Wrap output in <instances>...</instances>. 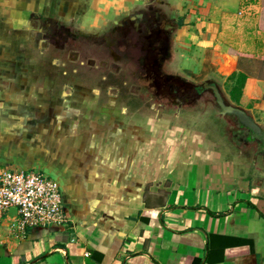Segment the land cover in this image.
Segmentation results:
<instances>
[{
	"label": "crops",
	"instance_id": "obj_1",
	"mask_svg": "<svg viewBox=\"0 0 264 264\" xmlns=\"http://www.w3.org/2000/svg\"><path fill=\"white\" fill-rule=\"evenodd\" d=\"M144 1L0 0V173L53 179L68 217L20 235L10 209L0 220V264H264V0H165L179 19L183 69L200 73L210 56L258 138L236 141L206 119L161 137L135 121L26 123L1 57L4 35L51 10L98 27ZM238 74L245 81L235 98ZM136 112L138 121L144 110Z\"/></svg>",
	"mask_w": 264,
	"mask_h": 264
},
{
	"label": "flooded vegetation",
	"instance_id": "obj_2",
	"mask_svg": "<svg viewBox=\"0 0 264 264\" xmlns=\"http://www.w3.org/2000/svg\"><path fill=\"white\" fill-rule=\"evenodd\" d=\"M176 17L167 1L146 0L98 27L53 12L33 15L27 29L9 37L16 46L40 48V63L55 69L54 77L64 82L72 103L92 96L90 110L110 107L121 114L137 110L141 115V106L162 113L165 120L186 119L205 109L215 128L219 125L229 135L242 134L240 140L258 138L254 128L239 122L233 112L237 108L224 101L213 81L197 84L164 72L179 28ZM123 103L128 105L120 106Z\"/></svg>",
	"mask_w": 264,
	"mask_h": 264
},
{
	"label": "rangeland",
	"instance_id": "obj_3",
	"mask_svg": "<svg viewBox=\"0 0 264 264\" xmlns=\"http://www.w3.org/2000/svg\"><path fill=\"white\" fill-rule=\"evenodd\" d=\"M50 12L53 11L51 10ZM9 36L10 34L4 35L3 40L7 42L9 41L7 44L10 48H6L4 53L2 52L1 57L5 59V62L9 65H7V68L12 79L11 90L21 92L22 97L19 105L21 106L20 108L23 109L24 116L26 117V123H28L29 126L44 124L49 127L51 124H55V128L57 125H63V128H66L74 124H79L80 126L85 125L86 127H90L92 126V124H90L92 121L95 125L112 121L127 124L135 121L140 122L139 124L141 125L143 123H147L148 127L153 125L155 136L159 137L164 135V129L176 128L177 124L182 121L188 123L187 125L189 128L191 125L195 124L194 122L196 120L199 123V121L204 122V119H206L207 124L205 125L209 128L214 127L213 123L211 121L209 122L207 119L206 113L208 110L205 109L203 110V113L201 111L199 113H192L195 114L193 116L183 114L187 115L186 119L179 118L170 119L171 121H168L163 119L162 113H152L149 111L150 109H147V107L143 108L140 106V109L144 110V113L142 116H139L138 121H136L135 119L132 120L130 118L132 114L128 111L126 114H121L120 111L118 112L110 107L102 111L90 110V105L92 104V101L95 100L92 96H89L90 99L88 100H82L79 98L78 102L72 103L67 98L69 95L68 90H64V82L60 83L58 81L59 79L57 80V78L54 77L55 69H53L49 63H46L45 65L40 63L38 52V49L40 48H37L34 44H31L30 47L26 48L20 43L17 47ZM176 37L177 35L174 37L173 52H171L170 61L167 63L165 67L166 69H164L165 71H163L181 75L185 77L188 82L192 81L197 84L210 80L213 81L215 87L222 94L221 96L224 101L234 107L233 103L235 104V99L233 98V100L231 98H227L228 89L231 87V84L228 82V79L225 80L224 78L218 77L214 74V71L210 68L208 62L210 56L208 59L207 57L204 58L203 69L200 73H194L190 69H183L185 64H181V62L184 58V54L180 50L178 43L175 42ZM158 69H162V67L160 66ZM95 87L96 86L94 85L91 89H94ZM89 101L91 103H88ZM126 105L128 104L123 103L120 106L126 107ZM224 119L229 121L233 120L230 117H224ZM203 122L197 126L200 131L206 130V126L202 124ZM223 134H217L215 139L218 140L220 137L223 138ZM242 137V134L237 135L233 133L230 135V138H233L236 141H239ZM207 139L215 140L211 138L209 134Z\"/></svg>",
	"mask_w": 264,
	"mask_h": 264
},
{
	"label": "built area",
	"instance_id": "obj_4",
	"mask_svg": "<svg viewBox=\"0 0 264 264\" xmlns=\"http://www.w3.org/2000/svg\"><path fill=\"white\" fill-rule=\"evenodd\" d=\"M10 209L16 213L11 228L20 235L28 228L57 227L68 223L58 184L37 172L1 171L0 220Z\"/></svg>",
	"mask_w": 264,
	"mask_h": 264
},
{
	"label": "trees",
	"instance_id": "obj_5",
	"mask_svg": "<svg viewBox=\"0 0 264 264\" xmlns=\"http://www.w3.org/2000/svg\"><path fill=\"white\" fill-rule=\"evenodd\" d=\"M234 76L230 77V79H233ZM245 81V77L241 74H238L235 80V86L234 89L232 90L233 95L235 98H237L241 94V89L243 87Z\"/></svg>",
	"mask_w": 264,
	"mask_h": 264
},
{
	"label": "water",
	"instance_id": "obj_6",
	"mask_svg": "<svg viewBox=\"0 0 264 264\" xmlns=\"http://www.w3.org/2000/svg\"><path fill=\"white\" fill-rule=\"evenodd\" d=\"M233 112L237 115L239 122L243 126L249 127V128H254L252 123L248 120V118L244 115V113H242V111L235 109V110H233Z\"/></svg>",
	"mask_w": 264,
	"mask_h": 264
}]
</instances>
